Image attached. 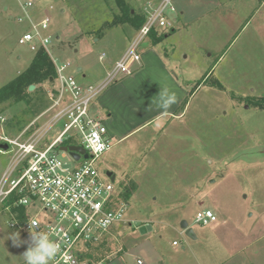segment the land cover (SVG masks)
Wrapping results in <instances>:
<instances>
[{
  "label": "rangeland",
  "instance_id": "374dc122",
  "mask_svg": "<svg viewBox=\"0 0 264 264\" xmlns=\"http://www.w3.org/2000/svg\"><path fill=\"white\" fill-rule=\"evenodd\" d=\"M129 1L142 15L149 5L160 4ZM28 2L34 8L27 11L44 9L42 18H51L44 35L50 37L47 50L56 65L88 64L92 77L85 83L103 71L100 54L104 60L120 58L137 34L128 25H112L119 13L113 1L0 0V88L24 72L35 55L18 43L30 30L32 17L23 9ZM172 4L174 25L156 32L164 36L161 52L172 58L171 68L188 86L177 110L183 114L178 119L162 116L159 131L133 134L97 162L101 172L115 171L114 193L127 207L123 220L114 225L119 239L112 230L88 249L81 246L79 260L106 263L132 247L148 262L158 251L163 253L159 264H264V110L253 105L264 98V0H172ZM216 81L223 89L214 86ZM3 107L11 135L22 130L13 126L17 119H23V127L34 120L23 116L27 110L23 103ZM60 157L72 165L68 157ZM8 163L9 157L0 155V175ZM202 210L220 214L217 224L196 223ZM184 221L199 240L185 236ZM15 232L20 241L29 237L0 220V264H26L29 260L23 254L39 246L37 238L14 245L10 237ZM174 240L179 243L176 248Z\"/></svg>",
  "mask_w": 264,
  "mask_h": 264
},
{
  "label": "built area",
  "instance_id": "2783aa9c",
  "mask_svg": "<svg viewBox=\"0 0 264 264\" xmlns=\"http://www.w3.org/2000/svg\"><path fill=\"white\" fill-rule=\"evenodd\" d=\"M32 7V2L23 6L26 16L27 9ZM174 13L172 0L149 5L145 11L146 22L131 47L98 84L80 83L71 63L56 65V79L42 85L50 106L17 135L9 133L10 122L0 115V155L9 157L0 175V220L27 236L30 231L41 234L35 237L39 242L47 238L53 251L37 264H81L78 249L101 241L115 223L123 220L127 206L117 202L114 182L97 167V162L113 144L104 120L92 114V104L105 89L133 74L135 66L142 62L141 45L152 31L172 27ZM50 24L48 15L38 22L30 19V30L18 43L34 53L40 48L47 50L50 37L44 33ZM99 59L103 61L104 56ZM71 70L72 74L68 73ZM60 124H63L62 130L55 131ZM68 146L83 147L89 158L81 156L76 161L61 151ZM60 154L68 157L72 165L65 163ZM216 222L217 216L211 210L197 213L196 223L201 226ZM174 245L179 243L175 241Z\"/></svg>",
  "mask_w": 264,
  "mask_h": 264
},
{
  "label": "crops",
  "instance_id": "0c3cea01",
  "mask_svg": "<svg viewBox=\"0 0 264 264\" xmlns=\"http://www.w3.org/2000/svg\"><path fill=\"white\" fill-rule=\"evenodd\" d=\"M155 1L162 3L164 0ZM126 2L130 5L132 13H137L136 9L133 8L131 4L132 2L129 0H126ZM136 3L138 4V0H136L135 4ZM44 12L46 13L44 9L39 8L33 9L30 12L28 11L34 22L40 21L43 14H45ZM63 12L64 11L62 9L61 13ZM180 15H182L180 18L183 19L186 12L182 11ZM80 32L82 33V31ZM168 37L169 36H166L165 39ZM86 45H89V43ZM159 45L160 44L155 46L151 44L146 45L140 53L142 56V62L141 64L135 66L133 74L125 76L105 89L92 105V114L100 116L104 120L112 140H116V142L112 145V148L116 143L120 144L123 141L128 140L133 134L135 135L136 133L138 134L145 131L149 132L150 129H153V132L159 131L160 129L158 130L157 123L164 115L173 117L172 119H178L183 114V112H178L177 110L188 94V86L181 84L177 72L171 68L170 63L172 62V58L165 56L161 52ZM92 46L98 47L96 45ZM126 52L118 59L107 58L106 60H103V71L97 75L96 78H91L87 83H85V81L92 77L88 74L90 73V68L87 63L76 68V78L85 86L98 84L103 80L105 73L112 68V66H114V64L120 60ZM100 56L101 54L99 55V58ZM18 59L20 60L21 58L18 57ZM70 74H72V70ZM162 88H167L176 96V102L172 104L166 112L163 109L158 108L155 103V101L159 98L158 94ZM66 101H68V98ZM108 172L113 175L115 180L117 179V174L114 170H110ZM116 197L117 202L120 203V196L118 197L116 195ZM218 218L220 219V214L217 215V222ZM217 222L214 225H216ZM222 225H224V223ZM172 229L180 233V231H177L174 226H172ZM112 230L114 231L113 237L115 236L119 239L115 233L114 227ZM112 230L110 233L113 232ZM196 240H199V238L197 237ZM174 242L175 240L172 244L175 248L179 246H175ZM121 243L124 244L123 242ZM124 246L126 247L125 244ZM89 247L90 244L87 246L85 245L86 249ZM131 248L127 247V251L121 256L114 257L106 263L98 261V264H139V259L141 264H159L163 254L158 251V254H155L156 256L153 257V260L148 262L145 257L140 254L138 249L134 252ZM130 258H132V260H129Z\"/></svg>",
  "mask_w": 264,
  "mask_h": 264
},
{
  "label": "trees",
  "instance_id": "16d2710c",
  "mask_svg": "<svg viewBox=\"0 0 264 264\" xmlns=\"http://www.w3.org/2000/svg\"><path fill=\"white\" fill-rule=\"evenodd\" d=\"M113 1L119 10V13L114 17L112 22L113 26L128 25L133 30L139 31L146 22V16L142 14L132 13L130 5L126 0H104ZM151 45L155 46L160 44L164 40V36H157L156 31H152L148 37ZM147 38V39H148ZM146 39V40H147ZM207 76V75H206ZM57 77L56 64L51 57L48 50L40 48L34 55V58L30 66L17 77H15L8 84L0 88V115L4 112L5 104H20L26 105V109L23 112V116L31 115L32 119L39 116L49 107V101L43 95L42 85L45 83H51ZM206 78H204V82ZM203 82H200L194 89L191 90L190 95H193ZM35 86V90L30 91V87ZM215 87L223 89L220 82L216 81ZM186 102L183 103L182 108L186 106ZM255 108L264 110V98L255 100L253 103ZM24 121L22 118L17 119L13 126L16 129H22ZM21 212H23L21 210Z\"/></svg>",
  "mask_w": 264,
  "mask_h": 264
},
{
  "label": "clouds",
  "instance_id": "9594fccd",
  "mask_svg": "<svg viewBox=\"0 0 264 264\" xmlns=\"http://www.w3.org/2000/svg\"><path fill=\"white\" fill-rule=\"evenodd\" d=\"M158 100L155 101L158 108L163 109L165 112L171 107L172 104L176 102V96L174 93H171L167 88H162L160 93L158 94ZM93 136L96 135V133H92ZM37 234L33 231H30V235L27 240L34 239ZM13 241V244L16 246H19L20 243H26L25 241H20V233L15 232L10 237ZM53 249L50 247L47 238L44 237L40 240L39 246L35 249H32L29 247V250L23 254V258L27 259L32 262V264H37V262H41L44 260L46 256H50Z\"/></svg>",
  "mask_w": 264,
  "mask_h": 264
},
{
  "label": "water",
  "instance_id": "95a60500",
  "mask_svg": "<svg viewBox=\"0 0 264 264\" xmlns=\"http://www.w3.org/2000/svg\"><path fill=\"white\" fill-rule=\"evenodd\" d=\"M35 86L30 87V91L35 90ZM7 147H5L6 149ZM61 151L69 153L71 157H73L76 161H79L81 159V156H84V159H88L89 155L86 153V150L81 146H68V147H62ZM108 177L111 178L112 182L115 181L113 178V175L109 172L106 173ZM181 229L184 231L185 236L189 239L196 240L197 236L195 235V232L192 228L189 227L187 222H182Z\"/></svg>",
  "mask_w": 264,
  "mask_h": 264
}]
</instances>
